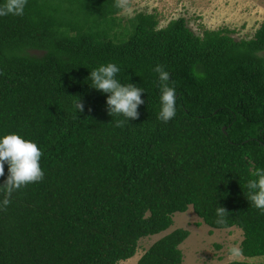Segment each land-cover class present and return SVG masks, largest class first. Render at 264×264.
<instances>
[{
	"label": "trees",
	"instance_id": "16d2710c",
	"mask_svg": "<svg viewBox=\"0 0 264 264\" xmlns=\"http://www.w3.org/2000/svg\"><path fill=\"white\" fill-rule=\"evenodd\" d=\"M114 4L27 0L23 16L0 17V138L36 143L45 173L0 209V264H119L190 207L213 229H241L244 257L264 256V213L246 187L264 168V23L250 39L229 28L197 35L184 18L161 27L157 14L125 19ZM107 63L144 89L138 119L109 115V94L91 87L90 71ZM157 64L175 81L167 123ZM189 236L171 232L138 264H183Z\"/></svg>",
	"mask_w": 264,
	"mask_h": 264
},
{
	"label": "rangeland",
	"instance_id": "374dc122",
	"mask_svg": "<svg viewBox=\"0 0 264 264\" xmlns=\"http://www.w3.org/2000/svg\"><path fill=\"white\" fill-rule=\"evenodd\" d=\"M128 11L121 17L129 19L139 12L159 16L161 27L170 21L184 18L188 27L197 35L204 30L229 28L235 30L238 40L250 39L264 23V0H128ZM173 225L165 232L143 238L136 255L119 264H138L144 252L155 242L177 229L190 231V236L180 246L183 264H228L245 261L264 264V256L246 258L242 254L230 258L229 248H241L243 231L237 227L218 230L203 223L190 207L185 213H176Z\"/></svg>",
	"mask_w": 264,
	"mask_h": 264
},
{
	"label": "clouds",
	"instance_id": "9594fccd",
	"mask_svg": "<svg viewBox=\"0 0 264 264\" xmlns=\"http://www.w3.org/2000/svg\"><path fill=\"white\" fill-rule=\"evenodd\" d=\"M26 5L27 0H4L0 4V17L23 16ZM127 6L128 0H115L114 7L128 11ZM119 72L120 68L115 63L101 64L90 71L88 80H91L92 88L109 94L106 101L109 115L112 117L122 115L129 122L130 119L139 118L138 107L144 103L141 99L144 89L132 83L122 84L116 79ZM154 72L158 74V87L161 93L158 119L167 123L176 116L175 81H171L170 86V73L161 64L156 65ZM73 107L78 113L84 111V104L79 97H73ZM124 124L125 119L115 121L116 127H123ZM42 155L43 153L36 143L25 140L16 133L7 134L0 138V177L5 175V163L9 166L7 179L0 185V192L3 193L0 209H7L15 191L44 179L45 173L40 166ZM252 176L253 179H250L246 185L249 190L247 199L264 213V168H255ZM227 214L228 211L224 207H217L216 223L224 224ZM228 251L230 258L241 255L240 248L235 245L231 246Z\"/></svg>",
	"mask_w": 264,
	"mask_h": 264
}]
</instances>
